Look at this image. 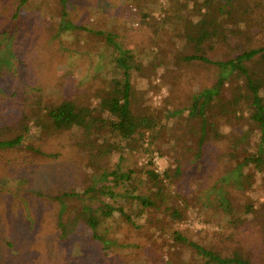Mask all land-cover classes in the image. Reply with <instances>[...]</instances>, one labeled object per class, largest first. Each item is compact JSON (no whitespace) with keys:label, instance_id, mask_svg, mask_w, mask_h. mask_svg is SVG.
I'll return each mask as SVG.
<instances>
[{"label":"trees","instance_id":"1","mask_svg":"<svg viewBox=\"0 0 264 264\" xmlns=\"http://www.w3.org/2000/svg\"><path fill=\"white\" fill-rule=\"evenodd\" d=\"M51 1L0 0V50L11 48L27 68L21 78L0 67V86H16L0 90V264H75L79 258L97 264L100 254L104 264H132L146 252L153 264H264V202L254 210L252 201L259 195L254 189L264 191V39L255 43L264 34V0H166L163 21L174 20V39L186 53L177 51L161 77L169 96L160 105L146 99L144 109L132 73L141 69L140 55L112 33L70 21L68 0H56L60 28L105 35L116 68L94 90L70 77L56 84L61 93L53 92L54 81L42 72L51 71V53L45 58L38 51L31 27L41 32L43 5ZM158 1L143 4L160 8ZM148 64L152 76L160 61ZM194 78L205 82L198 91L189 88ZM19 82L33 85L22 101ZM23 117L39 125L40 138L68 134L63 145L85 169L81 177L77 164L52 180L54 165L35 164L31 154L57 158L61 152H47L44 140L28 145L27 134L15 131ZM8 148L16 149L13 156ZM155 150L169 154L163 173L151 159L137 162ZM4 177L16 184L6 187ZM186 179L194 184L182 185ZM188 207L226 232L205 239L202 230L172 227ZM156 208L164 213L149 220ZM135 242L139 253L129 251ZM116 244L123 247L120 257L110 252ZM73 247L83 249L80 257Z\"/></svg>","mask_w":264,"mask_h":264},{"label":"rangeland","instance_id":"2","mask_svg":"<svg viewBox=\"0 0 264 264\" xmlns=\"http://www.w3.org/2000/svg\"><path fill=\"white\" fill-rule=\"evenodd\" d=\"M49 1L50 0H48V2ZM158 4L161 5L160 8L148 3L145 5L143 4V0H68L67 3V17L70 21L87 26L91 29L112 33L114 38L121 45L134 50L140 55L142 61L141 69L136 71L132 68V73L136 75V78H134L136 84L134 86L141 91L138 105L143 109L145 108L146 99H150L155 105H160L164 99L169 96V87L162 83L161 77L167 65L170 64L171 58L176 55L177 51L181 54L186 53V49L182 48L178 40L174 39L177 34L174 28H171L175 23L174 20L165 19V21H163L167 13L166 0H159ZM143 8V11L148 12V16L146 17L147 22L144 23L138 18L139 9ZM26 12L28 13V11ZM152 12H157L155 18L151 16ZM61 18V3L54 0L48 3V5H43V26L41 32L37 28L38 25H31V27H33V33L38 36V51L43 54L45 58L50 53L52 57V63H49L51 65V71L47 70L46 67L42 72L45 71V74H48L50 80L54 81L53 92L61 93V90L55 88V86H57L56 84L61 81H66L67 78L70 77L88 83L90 89L94 90L93 87L97 86L101 81L105 80L106 83L108 80L107 78H111V72L116 68V62L111 60L114 47L109 43V39H107L105 35L94 34L80 28L61 29ZM263 39L264 34L258 33L255 38V43L261 44ZM147 44L148 47L146 48L145 46H147ZM150 59L152 61H155V59L160 61L159 66H157L152 76L149 71L152 66L148 64ZM0 64L1 68H3L2 64H4L11 74L19 75L20 77L27 71L25 59L14 53L12 49L8 47L0 50ZM204 83V79L196 78L189 83V88L193 91H198ZM110 84L109 81L107 86ZM19 86L16 97L18 101H22V96L26 95L25 91L27 90V94L31 92L33 85L31 83L19 82ZM57 87H59V85ZM15 88L16 86L13 87L11 84L0 86V90H4L7 93H11ZM91 102L92 104L97 103L95 99H92ZM159 122H165L163 115L159 116ZM36 124L37 123L33 122L30 118L23 117L15 131L16 133L27 134L26 138L28 145L33 143L39 144L44 140V144L41 145L47 152H61V155L57 158H52L43 156L42 154H31L30 156L36 162L35 164L38 163L43 167L54 165L55 168L50 175L51 180L53 178H59L60 175L69 168L70 164H77L80 169V175H78V177H81L85 169H81L82 164L79 160L75 159L76 155L73 154V156H75L73 158L69 154L70 150L67 151L63 145V138L66 137L64 135L68 134H53L49 139H43L42 137L40 138L39 133L35 132L36 128L39 127V125ZM31 126H33L32 132H30ZM15 150L14 148H8L5 152L8 156H13ZM17 150L26 149L22 146ZM24 159L26 162L28 161V157ZM149 159L153 161L156 170L160 173H163L170 163L169 154H161L158 150H155L152 154L149 152L140 154L137 157V162L139 165H143L148 163ZM82 162L84 163L85 160L82 159ZM202 164V162H199L196 165L199 172L202 169ZM1 181L6 187L16 184V181H13V179L10 181L9 177H4ZM9 181L10 183L8 184ZM70 183L71 181L66 182L64 185L68 186ZM189 183L194 184L193 180L186 179L182 185L187 186ZM174 185H178L177 179L174 181ZM58 186L59 184H56V186L53 185L52 187L57 188ZM254 191L259 194L257 196L254 193L252 194L254 210H257L260 206V201L264 202V191L262 189L258 190V188L254 189ZM155 213L162 214L164 212L156 208V210L149 214V220ZM165 216L170 220L171 216L169 213H166ZM169 224L172 227L183 230H195L196 233V230H202L203 232L200 234V237H205V239L211 234L214 235V233L217 234V232H226L221 223L207 218L204 214L199 213L197 208L193 209L190 207L184 209L182 218L179 221H173ZM38 231L39 229L36 230V233ZM47 234L48 232L44 233V235ZM157 234L161 233L158 231ZM203 234H205L204 237H202ZM40 235L41 237L43 236L42 232ZM50 235H55V231L54 233L51 231ZM125 237H129V240L132 241V234L128 233ZM227 243L229 244L230 242ZM131 245L132 248L130 247L129 251L139 253L136 242ZM73 248L77 256L80 257L81 251H79V249H83H81V247ZM111 249L110 252L113 255H118L120 257L123 253V247L119 244L112 246ZM88 252L93 254L95 252L94 247L89 248ZM100 256L103 257L99 259L97 264H104L106 261H104L103 258L106 257V254H100ZM80 262L82 261L79 258L75 264H80ZM131 262L132 264H153L155 259L151 260L146 252L143 257H136L135 260L131 259ZM82 264H88V262L83 261Z\"/></svg>","mask_w":264,"mask_h":264}]
</instances>
